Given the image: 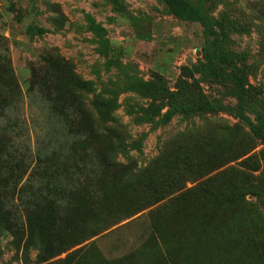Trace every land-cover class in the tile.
<instances>
[{"label":"rangeland","instance_id":"obj_1","mask_svg":"<svg viewBox=\"0 0 264 264\" xmlns=\"http://www.w3.org/2000/svg\"><path fill=\"white\" fill-rule=\"evenodd\" d=\"M187 1L0 0V264H264V0Z\"/></svg>","mask_w":264,"mask_h":264},{"label":"trees","instance_id":"obj_2","mask_svg":"<svg viewBox=\"0 0 264 264\" xmlns=\"http://www.w3.org/2000/svg\"><path fill=\"white\" fill-rule=\"evenodd\" d=\"M169 6L172 13L179 18L180 20L187 22H198L201 23L207 30L209 34L216 35L217 39L223 40L220 38V34L217 32L215 28L212 27V23L208 19V17L203 13L200 7L192 6L187 0H164ZM221 36H224V27L221 28ZM243 119L249 121L246 116H242ZM255 131H259L255 128ZM93 233V232H92ZM96 233L94 232L92 235L94 236Z\"/></svg>","mask_w":264,"mask_h":264}]
</instances>
